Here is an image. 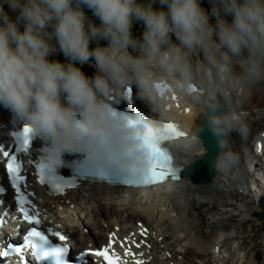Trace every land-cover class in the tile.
Masks as SVG:
<instances>
[{"label": "clouds", "instance_id": "1", "mask_svg": "<svg viewBox=\"0 0 264 264\" xmlns=\"http://www.w3.org/2000/svg\"><path fill=\"white\" fill-rule=\"evenodd\" d=\"M209 3L210 12L201 0H0V107L50 155L85 153L103 167L149 164L144 126L114 107L133 88L160 117L175 99L198 105L215 133L244 132L217 112L227 87L264 82V0ZM134 23L143 25L139 38ZM57 51L66 63L50 59ZM237 156L223 151L218 168Z\"/></svg>", "mask_w": 264, "mask_h": 264}, {"label": "bare ground", "instance_id": "2", "mask_svg": "<svg viewBox=\"0 0 264 264\" xmlns=\"http://www.w3.org/2000/svg\"><path fill=\"white\" fill-rule=\"evenodd\" d=\"M249 91L250 88H248L246 92L242 93V98H235L237 104L234 103L231 106L234 110L242 112L248 109V101L244 102V99L247 98ZM243 94L246 95L243 96ZM219 102V105L222 107V109H219L222 117H229L231 112V107H229V105L233 103V101L224 100L220 97ZM176 105H178V103L172 102V109L169 112L170 117L180 119V122H182V126L188 133L189 137L188 140H180L173 146L176 158L179 160L180 165L184 167L203 154L202 139L196 134L199 126V124L197 126V122H200V120L197 119L196 121L195 117L198 115L197 113L200 112V107L198 105L185 103L184 101H179V115H176ZM244 115L245 114L242 112L240 115L235 116V118L242 120ZM148 116L153 117V115ZM0 120L5 121L3 117H0ZM242 122L246 126V131H248V124L244 121ZM230 134L231 131L226 133L225 138H223L227 140L226 148H222L220 145L218 150L217 148L215 149L216 153L217 151L220 153L219 157L223 151L230 149V145L228 143V137ZM230 150H232V148ZM244 153L249 159L253 157V153L250 148H246ZM225 180L226 178L224 175L220 174V176L215 178V180H213L210 184L196 187L191 186L188 183V180L183 178L179 184H175L173 186H170V183L167 182L162 191H159V193L156 194H148V196L143 199L139 198L138 195L126 194L119 191L115 192V190L108 188L94 186L89 190H86L83 187H80L78 190L67 194L68 197L66 198H58L55 200L48 199L45 203L47 206L53 207L62 212L60 215L63 217V220L65 219L69 223L65 229L71 235L72 240L75 241V245H79V248L90 242H94L96 244L103 243L106 241L107 232L111 229L120 231V236L130 234V238H140V240L143 241L142 238H144V236L139 237L137 234V232L141 230V227H135L131 221L128 223L127 221H121L119 218H112V212L101 213V204L103 203H99V201L104 200L107 205H116L118 208V211L116 209V212H118L117 217L120 211L123 214H128L136 210L138 212L137 218H140L138 221H140L141 226L143 225L149 230L148 237L145 239L148 242V247L144 250L152 257V264H168L169 261H172L174 264H185L187 254L191 249H194L196 252H200L201 254L199 253V255L201 256L207 246H211L213 243L210 241L211 244H208V242L201 241L199 238L187 237L184 234L185 230H189V227L192 228L193 225H197L199 222L198 220L196 223L195 218L192 216L189 218V214L193 209L195 202L202 203V200L203 202H214L218 199L216 196L217 193H220L221 195L215 204H217L221 198L223 200L227 189H229L228 187L225 188ZM260 183L262 184V187H264V174L260 178ZM230 196L232 197V193ZM92 203H95L98 207L100 211L98 212V215L101 219L96 218V215L94 214L96 209H88V205ZM230 205H232L231 202L229 200H225L224 206L228 208H224L222 212L220 211L221 208H218L215 210L214 214L208 215L210 216L209 218L214 221L213 228H215L217 232L221 233L220 237L215 235V244L219 245L220 250L217 254L211 253L209 258L201 257L202 260L200 264L252 263V260H248V257L241 252L238 244H234L233 246L229 245V247L227 246L228 244H226V242L230 240L229 236L231 233L225 228L224 230L220 228L221 226L216 227V220L212 215H214L217 219H220L224 227L228 226V222L231 220L227 221L230 218L229 213H232L233 216L237 215L239 208H232ZM84 207L87 209V213L84 218L80 217L75 222V216ZM88 215H90L89 219L87 218L89 217ZM236 217L239 219L246 218L247 214H239ZM197 218L200 219L199 216ZM95 220H97L98 223ZM76 223V229L73 231ZM94 224L97 226H94ZM84 228H88V231L86 230L87 234L81 233V230ZM189 234L194 236L195 229L190 231ZM175 243L180 245V247L190 246L189 249L186 248L187 252L185 250L186 255L185 253L182 255L177 251H173L174 248L178 246L174 245ZM167 255L173 256V259L170 260ZM179 255H182L180 260L177 258Z\"/></svg>", "mask_w": 264, "mask_h": 264}, {"label": "snow or ice", "instance_id": "3", "mask_svg": "<svg viewBox=\"0 0 264 264\" xmlns=\"http://www.w3.org/2000/svg\"><path fill=\"white\" fill-rule=\"evenodd\" d=\"M133 93L134 89H129ZM179 105H177L178 107ZM130 123H139L144 126V140L145 144L150 150V161L147 167L144 168L143 179L141 180L144 184H155L162 182L165 178V174L168 173L171 175V169L169 167L170 157L168 152L165 151V148L162 147V142L174 139L175 137H183L185 135L184 132L179 131L174 124H156L151 121L140 118L139 116L136 119L131 120ZM30 132L31 130L28 128L24 129L23 133V149L26 150L30 145ZM3 151L4 157L8 158L7 163V174L11 179V186L15 190V203L18 205V211L21 213L23 220L29 225L39 226L41 224L40 216L41 213L29 204L28 197L21 191V184L23 183V177L21 175V165L17 163V157L15 155H9V152ZM40 182L41 184L45 183L47 179L48 183L53 185L57 191L60 190L62 184L64 182H57L50 175H48L43 167L39 168ZM31 227L28 230L27 235L32 238L39 239L41 241H46L48 239V235L41 230H38V227ZM52 236L57 237L61 243V247L59 251L61 253H66L69 248L67 247L66 242L67 236L61 234L58 231H54L51 233ZM142 236H147V229H144L141 232ZM115 242V234H111L107 243V246L103 247L100 250H89L86 253H81V258L85 255H90L96 258H103L104 264H129V260L127 258H132V264H144L142 259H136V253L132 251L131 247H126L128 243L127 238L120 241V247L124 249L123 257L116 253L113 248V244ZM133 243H135L133 241ZM144 241L139 243H135L136 248H140L141 244ZM13 251H21L19 248L13 249ZM3 255H7L4 253ZM140 256L144 254L139 253Z\"/></svg>", "mask_w": 264, "mask_h": 264}, {"label": "rangeland", "instance_id": "4", "mask_svg": "<svg viewBox=\"0 0 264 264\" xmlns=\"http://www.w3.org/2000/svg\"><path fill=\"white\" fill-rule=\"evenodd\" d=\"M17 15V14H16ZM16 17V16H15ZM89 18H91L92 20H94L95 21V23H97V25L99 24V21L98 20H96V18L94 17V16H88ZM142 35V32L141 33H139L137 36H134V37H137V38H139L140 36ZM94 43V42H93ZM62 57H64L63 56V54L62 53H60L59 51H57L53 56H51L50 57V59H53V60H58V61H60V62H62V63H66L67 61H66V59H62ZM65 58V57H64ZM62 59V60H61ZM91 63H93L92 61H91ZM82 70L88 75V76H93V73H94V69H92L91 67H89L87 64H85L83 67H82ZM93 70V71H92ZM263 84V86H261ZM257 85V84H256ZM258 85H259V87H260V89L262 90V94L260 95L262 98H263V101H264V82H260V83H258ZM259 87H253V88H255L256 90H258L259 89ZM258 88V89H257ZM244 95H246V94H243V96ZM248 96V95H247ZM264 114L263 115H261V114H258V115H256V116H251V120H253V122L251 123V121L249 120V119H247V120H245L244 122H246L248 125H247V128H248V130H249V124H252V125H257V127L258 128H260V127H262V126H264V125H261L260 123L263 121L264 122ZM199 117V115H197L195 118H196V121H197V118ZM198 124H199V121L197 122V126H198ZM197 126H196V128H197ZM195 128V129H196ZM194 131V130H193ZM248 132V131H247ZM211 202H213V201H211ZM211 202H204V203H206V204H209L208 205V210H211V208H212V206L210 205V203ZM99 203H103V204H101L102 205V211H101V213H105V212H108V213H110V212H112V218H119L121 221H123V222H128V223H130L129 221H131V219L133 218V222L137 219V221L138 220H140V218L138 217L137 218V214H138V212L136 211V210H134L132 213H121V211H120V213L118 214V217H117V213L118 212H116V209H117V211H118V208H117V206L116 205H107V203L104 201V200H101V201H99ZM196 203V202H195ZM105 205H107V206H105ZM109 206H111V207H109ZM88 209H96L95 211V215H96V218H98V219H101L100 217H99V215H98V212H100L99 211V209H98V207L96 206V204L95 203H92V204H90V205H88ZM107 207V208H106ZM116 207V208H115ZM115 209V210H114ZM84 210H85V212H84ZM108 210H110V211H108ZM112 210V211H111ZM120 210V209H119ZM114 211V212H113ZM137 212V213H136ZM87 213V209L84 207L81 211H79L78 213H77V215L75 216V222H76V220H78V218H84V216H85V214ZM215 213V210H213L212 211V214H214ZM208 215H210V213L208 212V213H205V216L207 217V218H209L210 216H208ZM256 215V214H255ZM89 217H87L88 219L90 218V215H88ZM135 216V217H134ZM111 218V219H112ZM255 218L257 219V217L255 216ZM258 220V219H257ZM96 222H97V220H95ZM99 221V220H98ZM203 221H204V219L203 218H201L200 217V219H199V222H198V224H197V226L198 227H201V225L203 224ZM132 222V221H131ZM98 223V222H97ZM100 224V223H99ZM132 224V223H131ZM94 226H97V225H95L94 224ZM192 228L193 229H197V227H196V225H193L192 226ZM87 230L88 231V228H84L83 230ZM82 230V231H83ZM87 231H86V233L85 234H87ZM199 231H200V229H199ZM257 232H258V236H257V241L254 243V245H253V250L251 251V252H249V256H248V260H252V263L251 264H258L257 262H258V260H259V258H260V254L258 253L259 251L257 250V249H259L260 250V252H262V251H264V246H261V248L260 247H258V245H259V242H260V240L263 238V236H264V224L262 223V222H260V221H258V223H257ZM187 237L189 236V237H193V238H199L201 241H204V242H208V244H211V242H213V240L211 241V240H209V239H205V237L203 236V235H197V234H195L194 236L193 235H190L189 233H187V234H185ZM207 238H210V237H207ZM215 236H214V241H215ZM218 239V238H217ZM211 241V242H210ZM217 241V240H216ZM252 241V240H251ZM210 242V243H209ZM247 242V241H246ZM228 247H229V245H227ZM190 247V246H189ZM189 247H187L186 246V248H188L189 249ZM210 248H211V246L210 245H208L207 246V248L205 249V251H203V254L200 256V258L201 257H203V258H209L210 257V255H211V253L209 252L210 251ZM193 253V254H192ZM199 253L200 252H196L194 249H191L190 250V252L187 254V257H188V255L189 254H192V255H195V257H199ZM253 253H254V258H255V262H256V260H257V262L255 263L254 262V260H253ZM201 254V253H200ZM260 264H264V259L260 262Z\"/></svg>", "mask_w": 264, "mask_h": 264}, {"label": "water", "instance_id": "5", "mask_svg": "<svg viewBox=\"0 0 264 264\" xmlns=\"http://www.w3.org/2000/svg\"><path fill=\"white\" fill-rule=\"evenodd\" d=\"M86 15H92V12L87 8L84 9ZM207 121V123H206ZM202 123L201 127L197 131V136L203 139L204 148L206 149L205 155H203L197 162L189 166L184 174L190 177L193 182L206 183L209 182L216 174V161L218 157V151L224 138V134L215 133L210 127L208 119ZM259 206L261 208L260 218L264 221V194L259 199Z\"/></svg>", "mask_w": 264, "mask_h": 264}, {"label": "trees", "instance_id": "6", "mask_svg": "<svg viewBox=\"0 0 264 264\" xmlns=\"http://www.w3.org/2000/svg\"><path fill=\"white\" fill-rule=\"evenodd\" d=\"M141 2H144V0H141ZM201 4H202V7H204L206 10H208L209 12L211 11V4L209 3V0H201ZM156 7H159V5H155ZM229 20H231V17H228ZM214 22V21H213ZM140 24L142 23H134L133 25V34L137 31H139V27H140ZM99 43L102 44H106L107 42L106 41H100ZM95 45H91V47H94Z\"/></svg>", "mask_w": 264, "mask_h": 264}]
</instances>
